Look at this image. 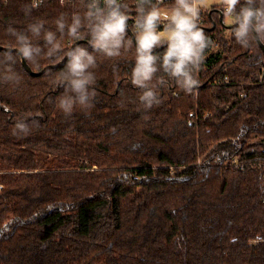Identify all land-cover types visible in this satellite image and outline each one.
Instances as JSON below:
<instances>
[{
	"label": "trees",
	"instance_id": "1",
	"mask_svg": "<svg viewBox=\"0 0 264 264\" xmlns=\"http://www.w3.org/2000/svg\"><path fill=\"white\" fill-rule=\"evenodd\" d=\"M85 2L44 0L26 14L32 0H0V47L13 48L7 27L41 20L55 31L61 15L83 17ZM216 11L200 10L211 44L198 86L186 93L157 72L153 84L166 83L148 110L127 42L119 57L95 53L94 106L70 115L53 83L67 61L31 76L16 57L21 83H0V264H264V53L238 44ZM89 39L86 29L60 36L59 54L25 62L41 71ZM20 119L27 134H14Z\"/></svg>",
	"mask_w": 264,
	"mask_h": 264
},
{
	"label": "clouds",
	"instance_id": "2",
	"mask_svg": "<svg viewBox=\"0 0 264 264\" xmlns=\"http://www.w3.org/2000/svg\"><path fill=\"white\" fill-rule=\"evenodd\" d=\"M42 2L38 0L26 6L25 13L30 14L31 9L39 7ZM217 2L223 8L226 23L234 25L231 35L238 44L247 48L254 41H264V0ZM162 4L163 0H134L131 6L125 0H86L84 16L74 14L69 23L61 15L55 20V31L45 29V22L41 20L28 24L23 30L9 26L6 33L13 40L14 51L0 53V83L16 86L21 83L13 67L16 57L38 66L41 55L52 57L62 51L60 36L79 39L81 31L86 29L92 51L89 52V46H76L67 50L65 70L53 81L64 89L57 98V107L65 115H70L76 106L81 109L94 106L96 92L92 86L96 76L92 69L97 66L95 53L106 58L119 57L126 42L130 48H135L130 82L140 90L139 102L145 110L160 103L157 84L162 86L166 80L161 76L153 84L157 72L164 73L183 91L191 93L198 86L194 72L199 70L204 52L211 44L198 26L200 10L209 7L208 0H174L166 10L161 9ZM132 9L135 13L132 17L134 46L133 40L126 37ZM34 38L43 39L46 53L44 48L33 43ZM165 44L167 47L162 54H153L155 48ZM29 131V124L24 119L16 122L14 134H27Z\"/></svg>",
	"mask_w": 264,
	"mask_h": 264
},
{
	"label": "water",
	"instance_id": "3",
	"mask_svg": "<svg viewBox=\"0 0 264 264\" xmlns=\"http://www.w3.org/2000/svg\"><path fill=\"white\" fill-rule=\"evenodd\" d=\"M219 15V21H220V24L225 28V29H230L232 30V28L234 27V25H226L222 22V19H223V14L220 12V11H216ZM214 28V24L210 27V28H206V30L210 31V30H213ZM126 33L132 38L133 40V43L135 45V39H134V34L128 29H126ZM81 42H84V41H76L74 42L70 47L69 49L71 48H74L75 46L79 45ZM256 43L259 45V47L261 48L262 52L264 53V46L263 44L260 42V41H256ZM166 45V44H165ZM163 46H160V47H157L153 50V52L155 51H158L162 48ZM68 49V50H69ZM6 50H13V48H3V47H0V51H6ZM21 61V60H20ZM67 61V56L64 55L62 57V59L60 61H58L57 63H54V64H50V65H47L45 66L41 71H38V72H33L29 67L28 65L26 64L25 61H21V65L22 67L24 68V70L31 76H39L41 75L42 73L46 72L47 70L49 69H57L59 67H61L65 62Z\"/></svg>",
	"mask_w": 264,
	"mask_h": 264
},
{
	"label": "built area",
	"instance_id": "4",
	"mask_svg": "<svg viewBox=\"0 0 264 264\" xmlns=\"http://www.w3.org/2000/svg\"><path fill=\"white\" fill-rule=\"evenodd\" d=\"M33 2H38V0H32ZM64 0H60V2H63ZM67 1H72V0H67ZM43 2H44V0H43ZM39 4H41V3H39ZM161 9L162 10H166V9H168V7H166V6H163V4L161 5ZM132 17H134V16H130V19H129V23H130V25H131V27H132V30L134 31L135 29H134V27L132 26L133 25V19H132ZM203 23V19H202V17H200V19H199V21H198V26H200L201 24ZM158 29H162V28H158ZM262 76H264V74L262 75ZM234 163L232 164V166L234 167V168H236V169H238V168H240L241 167V165H239L237 162H235V161H233Z\"/></svg>",
	"mask_w": 264,
	"mask_h": 264
},
{
	"label": "rangeland",
	"instance_id": "5",
	"mask_svg": "<svg viewBox=\"0 0 264 264\" xmlns=\"http://www.w3.org/2000/svg\"><path fill=\"white\" fill-rule=\"evenodd\" d=\"M208 4H209V7L207 8H201L202 10H208L209 8H211L212 6L214 5H219L217 0H208ZM225 23H226V17H225ZM228 24V23H227ZM159 30H162V29H159ZM131 31V30H130ZM63 66V65H62ZM61 66V67H62Z\"/></svg>",
	"mask_w": 264,
	"mask_h": 264
},
{
	"label": "crops",
	"instance_id": "6",
	"mask_svg": "<svg viewBox=\"0 0 264 264\" xmlns=\"http://www.w3.org/2000/svg\"><path fill=\"white\" fill-rule=\"evenodd\" d=\"M201 11H206V10H202V9H201Z\"/></svg>",
	"mask_w": 264,
	"mask_h": 264
}]
</instances>
